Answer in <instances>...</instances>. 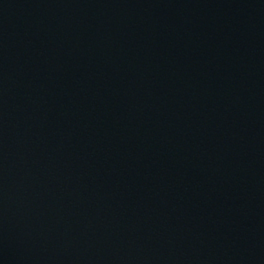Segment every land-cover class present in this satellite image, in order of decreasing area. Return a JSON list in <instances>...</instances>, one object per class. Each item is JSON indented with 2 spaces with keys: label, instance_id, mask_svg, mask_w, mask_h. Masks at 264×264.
Returning <instances> with one entry per match:
<instances>
[{
  "label": "water",
  "instance_id": "1",
  "mask_svg": "<svg viewBox=\"0 0 264 264\" xmlns=\"http://www.w3.org/2000/svg\"><path fill=\"white\" fill-rule=\"evenodd\" d=\"M0 264H264V0H0Z\"/></svg>",
  "mask_w": 264,
  "mask_h": 264
}]
</instances>
